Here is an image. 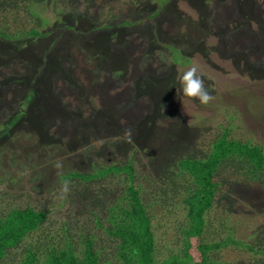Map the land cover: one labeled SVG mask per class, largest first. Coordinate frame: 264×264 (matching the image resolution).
Instances as JSON below:
<instances>
[{"label": "rangeland", "instance_id": "1", "mask_svg": "<svg viewBox=\"0 0 264 264\" xmlns=\"http://www.w3.org/2000/svg\"><path fill=\"white\" fill-rule=\"evenodd\" d=\"M0 1L3 9L21 11L9 19L15 26L28 31L45 25L40 32H49L44 39L24 41L22 48L0 40L1 201L48 210L50 220L22 240L18 255L32 247H39L41 255L45 243L62 249L66 229L77 253L85 248L77 239L90 234L101 263L116 264L111 259L118 244L99 232L89 211L95 209L104 220L108 205L128 208L125 200L117 204L129 185L127 174H110L88 187L69 180L71 192L65 198L60 188L62 177L71 172L131 161L133 185L150 218L155 263L183 258L190 226L185 191L193 182L188 174L173 179L177 161L209 155L223 128H232L230 138L258 145L264 153V0H43L47 10L41 18L24 16L30 8L23 0ZM159 7L160 15L150 19ZM205 17L216 27L205 26ZM109 19L112 26L105 28ZM137 20L145 22L135 29L116 27ZM160 43L175 46L187 64L174 65L172 52ZM193 63L215 97L207 105L182 94L178 77ZM92 67L107 75L109 70L124 72L123 79L108 86L115 93L107 90L100 97L92 89L96 82L103 86L101 79H89ZM60 79L71 87L61 81L57 87ZM126 88L138 104L131 110ZM27 89L38 102L26 98ZM64 94L79 99L80 107L69 110ZM122 123L127 128L121 133L104 135ZM58 161L63 176L57 174ZM225 165L215 176L219 193L205 228L200 238L190 239L186 264L201 261L199 244L214 243L224 246L208 252L213 264H264V188ZM101 203L107 206H94Z\"/></svg>", "mask_w": 264, "mask_h": 264}, {"label": "trees", "instance_id": "2", "mask_svg": "<svg viewBox=\"0 0 264 264\" xmlns=\"http://www.w3.org/2000/svg\"><path fill=\"white\" fill-rule=\"evenodd\" d=\"M26 2L27 1L25 0L22 1L24 6L30 8L28 13L24 15L26 17L39 18L40 16L41 18V14L47 10L46 1L29 0V2ZM4 5L5 3L0 1V40L14 45L16 48H22L24 41L26 40L44 39L49 36V32H45L44 30V32L42 31L43 33L40 32V29L42 30L46 27L45 25L33 26V28H30L28 31L15 26L9 19L12 16L19 17L21 11L19 10L18 12V9L15 10L13 6V8L6 7L3 9ZM161 10L162 7L157 8L153 14L150 15V19L158 17ZM209 18L210 17H205V19L202 20L203 23L206 24L205 26L211 28L216 27L213 25L217 24L209 23ZM144 22L145 20L123 22L120 25H116V27L135 29V27L141 26ZM111 26L109 19L105 22L104 27L110 28ZM186 26L189 25L186 24ZM66 28L71 30L68 26ZM201 28H204V26ZM61 33L65 35L64 32ZM58 38L59 37L56 36L55 40ZM160 44L162 47L167 48L172 52V62L174 65L184 66L187 64L181 62L183 57L179 54V50L175 46L164 43ZM228 44L225 46L230 48ZM240 46L244 47V49L240 50L245 51V46H248V44L245 42L241 43ZM63 51L67 52L68 48H63ZM71 64L74 65V63ZM70 70L75 71L74 67H71ZM91 70V76L89 77L91 81H94V83L95 79H101L103 81V86L96 85L99 82H96L95 84L93 83L94 85L92 84V89H96L100 97L107 96V90L111 93H115L114 88L108 86L111 82L117 80V78L123 79L122 75L124 72H122V70H119V72L116 70L113 72L109 70L106 73L110 76L101 73V71L97 72L98 69L94 67H92ZM86 74L87 73H81L82 76ZM56 81L57 78L55 79V82ZM60 81L67 85L69 84L68 86L71 87L70 82L66 79H60L57 82V87ZM23 89H25V87ZM125 92L127 94L126 102H128L129 110H131L138 104L136 100L132 98L133 93H129L127 88L125 89ZM55 93H58V91H55ZM35 97L36 95L32 90L27 89L26 98H30V100L34 102L36 100ZM64 99H66L65 102L69 110H77L82 103L79 99L71 101L66 94H64ZM36 102H38V100H36ZM21 108L23 109L24 106H21ZM153 117L156 118V115H153ZM124 121H126V117L124 118ZM124 128H127L126 123H122L118 130L113 129L104 131V135L107 136L121 133ZM3 131L4 125L0 124V133ZM231 132L232 128L222 129V133L213 143L212 151L209 155L200 158L191 156L184 157L177 161L176 164L178 171L172 175L174 177L173 179L176 180V178L184 177L188 174L193 182V186L186 187L185 191V194L189 196L186 200L189 203L188 218L190 220L189 229L185 231V235L187 236L184 243L186 252L184 253L183 258L173 256V258H170L168 261H163L160 264H186L187 261H190L191 257L187 252L191 247L190 239L192 237L200 238L202 229L205 228L207 222L206 217L212 211L217 199L216 194L219 193V184L215 181V176L220 172L223 164H228L225 166L233 168L234 175L238 174L243 176L245 182L254 181L264 188V153L262 148L258 145H253L250 142H242L230 138L229 135ZM88 172L89 173L71 172L62 177V179H76L85 183L88 187L93 182L98 183L99 180H104L110 174H127L129 185L124 187L121 198L118 199L117 204L120 200H125L129 205L128 208L122 209L118 205H108V207H105L107 206L105 203L94 204V206L105 207L107 216L104 220H100L101 218L99 215L101 213H96L95 209L89 211V217L94 216L90 221L96 224L95 226L98 228L99 232L109 236L110 239L118 244V251L111 260L116 264H156L153 258L154 240L150 218L146 214L145 206L140 203L139 198L137 197L140 190L134 188L133 185L135 180L133 163L130 161L123 166L113 164L106 165V167L101 166L99 169L93 166L91 171ZM233 185H235V183H233ZM160 194L162 193H159V196ZM3 196L4 195L0 192V211L9 206L12 207L11 203L9 204L7 201L5 203L1 201L3 200ZM224 196L227 197L228 195L225 194ZM57 207H59V205L54 206L55 209ZM48 214V210H37L29 205L12 207L5 210L4 214H0V264H110V261L101 263L99 253L95 251L96 239L90 234L86 237H80L77 239L85 246L82 252L77 253L75 246L72 244L73 238L66 229L63 230L66 238L63 239L65 243L63 244L62 249L51 248L48 243H45L42 245L44 246V253L41 255L38 254L40 250L39 247L26 248L24 251H20L18 255L16 251H19V248L22 247V240H24L29 234L36 232L44 226L49 220ZM80 242H78V244H80ZM227 242L231 241L228 240ZM240 245L257 255L263 254L249 245H244L242 243ZM223 246L222 243L199 244L196 250L199 252L201 261L197 264H213V260L207 259L208 252L211 250H218Z\"/></svg>", "mask_w": 264, "mask_h": 264}, {"label": "clouds", "instance_id": "3", "mask_svg": "<svg viewBox=\"0 0 264 264\" xmlns=\"http://www.w3.org/2000/svg\"><path fill=\"white\" fill-rule=\"evenodd\" d=\"M178 80L184 97L193 101H198L201 105H207L215 99L205 85L203 76L200 74V66L198 64L193 63L183 72L182 75L178 77ZM131 134V129L126 130L125 135L128 136L129 139L131 138ZM55 167L57 169V174L63 176V162L58 161ZM70 192L71 181L65 179L60 188L61 198L67 197Z\"/></svg>", "mask_w": 264, "mask_h": 264}]
</instances>
